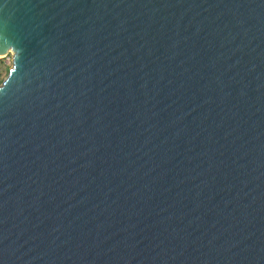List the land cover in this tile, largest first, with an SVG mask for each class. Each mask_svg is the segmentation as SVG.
<instances>
[{
  "label": "water",
  "instance_id": "water-1",
  "mask_svg": "<svg viewBox=\"0 0 264 264\" xmlns=\"http://www.w3.org/2000/svg\"><path fill=\"white\" fill-rule=\"evenodd\" d=\"M0 264H264V0H0Z\"/></svg>",
  "mask_w": 264,
  "mask_h": 264
},
{
  "label": "rangeland",
  "instance_id": "rangeland-1",
  "mask_svg": "<svg viewBox=\"0 0 264 264\" xmlns=\"http://www.w3.org/2000/svg\"><path fill=\"white\" fill-rule=\"evenodd\" d=\"M12 64V61L9 60L8 56H1L0 57V73L2 74V77L5 78L8 74V67H10Z\"/></svg>",
  "mask_w": 264,
  "mask_h": 264
},
{
  "label": "built area",
  "instance_id": "built-area-1",
  "mask_svg": "<svg viewBox=\"0 0 264 264\" xmlns=\"http://www.w3.org/2000/svg\"><path fill=\"white\" fill-rule=\"evenodd\" d=\"M5 56H8L9 60L12 61V53L11 52H8L7 54H5Z\"/></svg>",
  "mask_w": 264,
  "mask_h": 264
},
{
  "label": "trees",
  "instance_id": "trees-1",
  "mask_svg": "<svg viewBox=\"0 0 264 264\" xmlns=\"http://www.w3.org/2000/svg\"><path fill=\"white\" fill-rule=\"evenodd\" d=\"M9 68H10V67H8V69H7L8 72H9ZM3 79H4V78L2 77V74L0 73V83L3 81Z\"/></svg>",
  "mask_w": 264,
  "mask_h": 264
},
{
  "label": "bare ground",
  "instance_id": "bare-ground-1",
  "mask_svg": "<svg viewBox=\"0 0 264 264\" xmlns=\"http://www.w3.org/2000/svg\"><path fill=\"white\" fill-rule=\"evenodd\" d=\"M3 56L2 54H0V57Z\"/></svg>",
  "mask_w": 264,
  "mask_h": 264
}]
</instances>
